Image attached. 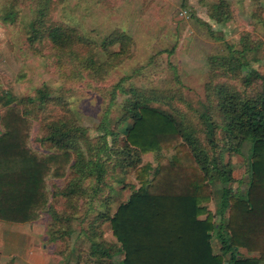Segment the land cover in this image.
Segmentation results:
<instances>
[{
    "label": "trees",
    "instance_id": "obj_1",
    "mask_svg": "<svg viewBox=\"0 0 264 264\" xmlns=\"http://www.w3.org/2000/svg\"><path fill=\"white\" fill-rule=\"evenodd\" d=\"M65 1L0 0V24L16 26L27 9L23 33L29 51L43 57L48 50L59 69L77 61L95 84H106L108 74L130 57L132 37L121 31L95 40L57 21L54 13ZM251 1L252 30L241 33L239 49L225 45V51L206 56L204 97L196 105L178 95L181 89L138 88L122 77L94 89L103 94V110L93 137L66 100L68 84L57 93L44 84L18 98L3 92L0 222L26 225L49 214L60 225L50 240L63 241L67 250L75 232L69 224L77 220L87 226L84 235L95 249L86 264H264V6ZM221 6L226 13L211 7L210 20L222 23L228 16V2ZM202 24L212 35L209 23ZM167 66L180 85L177 69ZM34 123L42 153L30 147ZM148 152L154 166L143 164ZM117 169L136 173L139 188L106 219L115 243L97 241L106 216L91 217V201L106 188L119 194ZM49 178L59 182L52 189ZM60 201L70 213L57 214Z\"/></svg>",
    "mask_w": 264,
    "mask_h": 264
},
{
    "label": "rangeland",
    "instance_id": "obj_2",
    "mask_svg": "<svg viewBox=\"0 0 264 264\" xmlns=\"http://www.w3.org/2000/svg\"><path fill=\"white\" fill-rule=\"evenodd\" d=\"M222 0H66L64 5L54 13V19L85 31L90 37L99 40L115 32H125L132 37L130 57L119 67L112 70L106 84L111 85L122 77H128L130 86L160 90L181 89L182 98L196 105L204 97V84L206 82L207 69L205 59L220 51H225V45H235L233 49H239L238 39L242 32L251 31V13L254 6L251 0H224L228 2V16L221 20L222 23L209 19V12L218 8L217 14L226 13V8L221 6ZM260 4L264 6V0ZM182 4L186 7H182ZM22 16L16 26H3L0 24V96L3 92L12 93L16 98L32 96L35 90L48 85L56 93L63 84L70 89L65 97L74 109L78 120L90 127V133L97 137L100 130L97 129L98 118L103 110L102 93L95 88L104 87L106 84H95L87 73L82 71L77 61L66 62L64 66L57 68L48 50L44 49L43 57L29 51L25 43L23 33L24 25L30 20L27 9H21ZM214 13V12H213ZM207 22L213 34L203 25ZM237 44V45H236ZM118 48H114L116 50ZM174 51L171 56L157 53L159 51ZM156 55V56H155ZM173 65L178 72V81L173 79V71L167 66ZM257 67L259 64L256 65ZM141 69L137 74L134 69ZM264 69V65L263 68ZM127 86V85H126ZM56 93L54 95H56ZM178 97V96H177ZM185 110L184 107H182ZM128 125L120 128L123 133ZM41 132L38 123H34L30 136V147L37 152H44L39 145ZM123 138H121L122 142ZM120 143H118L119 145ZM240 157L234 159L235 165L240 162ZM144 165H153V153L143 155ZM143 165V166H144ZM136 173L132 171L120 172L118 169L114 179L122 181L114 185L119 194L110 193L106 188L100 195L91 201V217L99 216L105 219L100 229V237L97 241L104 240L115 243L110 229L108 217H112L117 206L126 201L132 189H138L139 183L135 179ZM108 179V178H107ZM48 187L52 189L58 184L57 180L48 179ZM87 186L93 185V181H87ZM124 186V188H123ZM108 197L111 203L107 206ZM62 208L57 213H70L62 202L56 204ZM213 207L210 206L212 210ZM31 243L39 240L37 250H44L53 257L52 263L61 261V264H86L85 259L94 248L90 240L85 237L87 226L71 219L70 226L75 232L66 240L67 250L63 247V241L52 242L51 237L60 225L49 216L43 214L37 221L30 224ZM97 232V233H98ZM39 235V238L37 237ZM38 242V241H37ZM69 249H72L70 252ZM63 252L60 255L59 251ZM19 258V254H17ZM79 257V259H77ZM2 263L10 264L11 260L3 256ZM123 259L116 257L115 261ZM14 264H21L17 259H12Z\"/></svg>",
    "mask_w": 264,
    "mask_h": 264
},
{
    "label": "crops",
    "instance_id": "obj_3",
    "mask_svg": "<svg viewBox=\"0 0 264 264\" xmlns=\"http://www.w3.org/2000/svg\"><path fill=\"white\" fill-rule=\"evenodd\" d=\"M241 164L236 165L235 178H239L242 172ZM236 186V187H235ZM237 190L239 186L234 184ZM13 225L0 222V261L5 260L3 256L8 257V260L17 259L21 264H61V261L52 263L43 246V250H37L39 240L36 243H31V225ZM39 238V235L37 234ZM19 254V258L17 257Z\"/></svg>",
    "mask_w": 264,
    "mask_h": 264
}]
</instances>
